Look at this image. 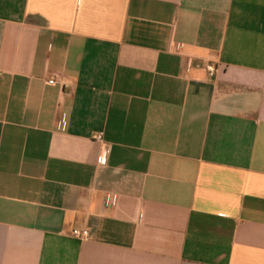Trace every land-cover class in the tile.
<instances>
[{
    "label": "crops",
    "instance_id": "obj_1",
    "mask_svg": "<svg viewBox=\"0 0 264 264\" xmlns=\"http://www.w3.org/2000/svg\"><path fill=\"white\" fill-rule=\"evenodd\" d=\"M0 264H264V0H0Z\"/></svg>",
    "mask_w": 264,
    "mask_h": 264
},
{
    "label": "built area",
    "instance_id": "obj_2",
    "mask_svg": "<svg viewBox=\"0 0 264 264\" xmlns=\"http://www.w3.org/2000/svg\"><path fill=\"white\" fill-rule=\"evenodd\" d=\"M191 62H192V60L189 59L188 60V63L190 64ZM204 67H205L206 71L208 72V74L211 77H214L217 74V72H218L217 65H215V64H213L211 62H206V64H205ZM49 82L51 84H54L55 83L54 80H50ZM97 140H99L100 142H103V136L102 135L97 136ZM100 161H101V163H104L106 161L105 155H102L101 156ZM73 235H75V236H77L79 238L85 239V238L89 237L90 232L87 229H85V230L74 229L73 230Z\"/></svg>",
    "mask_w": 264,
    "mask_h": 264
}]
</instances>
